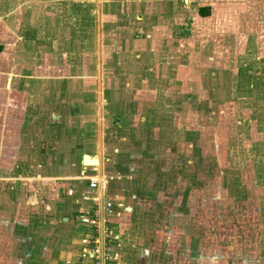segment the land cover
Segmentation results:
<instances>
[{"label": "crops", "instance_id": "0c3cea01", "mask_svg": "<svg viewBox=\"0 0 264 264\" xmlns=\"http://www.w3.org/2000/svg\"><path fill=\"white\" fill-rule=\"evenodd\" d=\"M213 1L0 0V184L7 187L5 200L13 209L19 203L14 205V199L24 194L20 186L37 181L42 192L45 187L41 186L61 189L63 204L66 202L75 214L73 221L80 225L74 234L76 248L70 253L56 246L45 248L43 235L39 246H33L35 231L29 229L21 241L11 230L0 231L9 233L7 251L13 252L18 244L13 264H90L80 251L86 229L79 217L92 208L95 190L89 188L90 180L100 177L105 179L103 195L111 203L107 219L113 264H149L142 258L140 233L147 229L145 211L154 215V192L150 185L143 190L136 176L138 166L131 161L138 160L139 151L134 150L135 145L128 151L104 146L105 120H126L125 102H114L123 87L118 90L111 79L118 77L123 86L129 81L110 73L156 59L160 62L164 54L158 55L159 51L168 46L166 40L159 44L160 36L165 32L171 38L175 28L188 29V11L196 3L200 21L214 14L213 42L231 61L226 64L231 93L241 95L243 85L249 91L252 71L247 64L253 61L248 59L255 45L264 44V0ZM32 47L37 48L36 53ZM222 68H218L221 78ZM132 79L137 77L132 75ZM98 127L102 136L94 140ZM98 139L97 153L93 144ZM86 156L97 163L84 164ZM29 196L22 198L24 204L34 198ZM0 201L2 207L4 199ZM42 208L48 210L50 205ZM0 224L11 226L9 220ZM259 255L264 259V248Z\"/></svg>", "mask_w": 264, "mask_h": 264}, {"label": "rangeland", "instance_id": "374dc122", "mask_svg": "<svg viewBox=\"0 0 264 264\" xmlns=\"http://www.w3.org/2000/svg\"><path fill=\"white\" fill-rule=\"evenodd\" d=\"M212 2L202 0L201 4ZM194 6L188 11V29L177 27L173 37L165 32L160 36L159 44L168 42L166 50L159 51L158 55L164 54L160 62L156 59L110 73L129 81L123 86L118 77L111 79L118 90L123 87L114 102H125L126 120L113 121L107 115L104 146L128 151L135 145L140 154L131 161L138 166L136 176L143 190L153 188L154 215L145 211L148 225L140 233L141 254L147 263L258 264L262 259L264 264L259 255L264 248V44L255 45L248 59L253 61L247 64L252 71L249 91L243 85L241 95L232 94L226 65L231 61L213 42L214 14L200 21ZM31 49L37 52L36 47ZM99 131L98 127L94 140L99 134L101 138ZM127 135L132 139L120 138ZM98 145L99 139L93 144L97 153ZM83 161L97 163L87 156ZM104 180L98 178V185L104 186ZM34 182L20 186L24 194L14 199V205L19 203L13 209L5 200L7 187L0 184L4 199L0 222L9 220L11 225L0 224L1 233L11 230L21 241L29 229L35 231L33 246H39L43 235L45 248L56 246L70 253L76 248L74 234L80 227L72 219L75 214L63 204L61 189L41 186L45 187L42 192ZM29 195L34 198L24 204ZM47 203L50 209L45 210L42 206ZM6 233L0 235V264H13L18 244L13 252L7 251L11 239Z\"/></svg>", "mask_w": 264, "mask_h": 264}, {"label": "built area", "instance_id": "2783aa9c", "mask_svg": "<svg viewBox=\"0 0 264 264\" xmlns=\"http://www.w3.org/2000/svg\"><path fill=\"white\" fill-rule=\"evenodd\" d=\"M103 185H98L96 179L89 182V188L95 190L92 208L79 217L80 222L87 229L82 257L87 258L90 264H113L110 249L112 243L111 227L107 216L111 210V203L103 195Z\"/></svg>", "mask_w": 264, "mask_h": 264}, {"label": "trees", "instance_id": "16d2710c", "mask_svg": "<svg viewBox=\"0 0 264 264\" xmlns=\"http://www.w3.org/2000/svg\"><path fill=\"white\" fill-rule=\"evenodd\" d=\"M201 15H205V12L203 10H200Z\"/></svg>", "mask_w": 264, "mask_h": 264}]
</instances>
